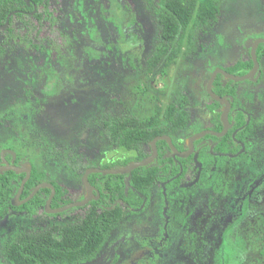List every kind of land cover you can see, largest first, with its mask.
Masks as SVG:
<instances>
[{"label":"flooded vegetation","instance_id":"obj_1","mask_svg":"<svg viewBox=\"0 0 264 264\" xmlns=\"http://www.w3.org/2000/svg\"><path fill=\"white\" fill-rule=\"evenodd\" d=\"M3 1L5 0L0 1V4ZM52 3L54 5L58 4L57 0H49L46 18L41 17L39 19L36 16L38 12L44 9L43 5L38 6L36 4L34 5V10L19 9V12L12 11L9 13L6 21L0 24L3 38L0 46L4 45V55L7 54L12 57L14 54L12 46L10 47L9 44H5V38L9 37V35L20 36L22 45H18L17 47H20L25 54H39L45 58V54L39 51L38 48L30 47L32 50L28 51L30 48L26 46V43L29 42L25 40L27 34H29V37H34L36 43L48 44L47 47L49 49H44L52 53L49 57L55 56L53 59L62 58L66 52L68 53L71 50V47L74 45L73 41L69 40L66 34L61 33V36L56 35L59 31V15H56L50 9ZM42 27H46V29L41 30ZM250 28L251 30L246 31L242 39V41L244 40L243 48L247 49V52L239 51V54H236L235 58L226 67L217 65L215 61L212 64L208 63L205 59L207 58L206 55V57H202L200 66L205 67L209 71L208 81L203 91L200 90V93L206 97L204 105L200 106L204 111V119L200 122L197 119V121L195 120L192 109L198 107V105L194 106L189 93L185 91L179 92L170 101L165 110L172 102L184 108L183 111L189 114V127L187 129L180 128L174 133V136L161 134L155 137L169 135L180 152H189V141L192 136L204 131H214L222 134L207 132L197 138L194 141L193 151L186 156L176 155L167 139H159L157 141L158 155L152 163L146 166L164 165L159 160L160 150L158 143L161 140H165L168 143V147L165 150L164 157L172 158L180 166V171L166 180L161 178L166 177L168 174L160 171L157 174V184L152 190L150 197L138 191L132 185V172L135 169L131 172L116 173L126 174L125 184L126 180L130 177V186L126 184L125 187L126 194L129 193L130 189H133L138 191L139 195L143 198L141 205L136 207L129 205L122 198L114 201L110 198L108 199L111 207L121 205L125 209L124 217L116 225L117 228L120 224H125L123 221L127 219L130 211L136 216H143L144 219H148V214L153 212L161 216V221L155 223L160 225V230L157 234L145 240V245H147L145 261L147 264H182L185 261L187 264H264V42H260L256 47L259 67L250 78L234 80L223 72H218L213 81L212 90L224 100L214 98L208 91L209 82L214 71L218 68L240 76L247 75L254 69L253 45L259 38H264V20H257L254 24H251ZM236 53L238 52L236 51ZM49 57L47 56L50 61L51 57ZM240 61H252V66L244 73L231 72L229 68ZM13 65H21L19 66L21 69H18V71L22 72L21 80L23 79V81H21L18 90H21L23 94L28 95L34 93V91L41 90V93L44 95H55L50 89H55L54 86L56 84L48 82L40 85L42 67L37 66L33 68V63L18 61L14 64L9 63L2 68L8 71ZM154 67L157 66L155 65ZM30 71H34L37 77H33ZM196 73L198 74L197 76L201 75L200 67L197 68ZM63 78H65L64 74L62 78H59L60 81H64L65 79ZM29 80H33V83H29ZM18 90L17 93L20 94L21 92ZM2 96L0 94V97ZM29 98L28 100L31 99ZM37 101L41 102L40 107L43 108V97L37 98ZM10 110L9 108L7 110L5 108L3 113L0 114V130L9 133L12 139V114ZM225 113L228 116L229 126H226ZM124 114L129 113H120L119 115ZM242 119L245 121L244 124H241ZM155 137L150 144L151 152L145 158L153 153L152 142ZM180 145L183 147L182 149ZM114 147L113 153L109 154L106 152L103 161L99 165H96L95 162L97 161H91L82 155H78L76 160L71 161L69 165L74 164L77 160H80L82 165H88L80 176L76 174L74 166H67L70 174L77 177L84 186L82 191L74 195L70 184L65 183L64 179L58 175L59 172L47 166V163H44V161L37 163L36 161L27 159L15 150L14 142L9 147L0 146V166H14L25 169H0V176L9 171H14L21 176L16 180H12L16 187L10 203L11 206L16 208L9 207L6 215L3 218L0 217V236L14 230L18 234L24 231L52 229L56 225H59L52 224L47 229L37 228L36 224L39 223L40 212H43L49 218L66 216L79 210H83L85 213L84 207L92 200L99 199L102 190L105 194L109 192L106 188L107 180H99L101 187L94 185L90 180V175L103 173L94 172L89 175V181L93 186V195L87 204L75 206L62 212H54L48 209L47 204L51 199L50 206L54 210L74 202L83 201L89 194V188L83 183V176L90 167L122 168L132 163L129 162L126 165L116 167H102L109 160L123 155L116 151L117 146L114 145ZM51 148L54 149L53 146ZM51 152H48L49 154L47 155L51 156ZM189 158L191 163L190 168L183 174L184 165L181 159ZM36 167L42 171L44 170L47 177L44 181L33 186L30 193L25 195L27 184L31 180L34 168ZM206 167H211V169L207 171ZM28 168L30 169V175L27 172ZM52 175L53 179L50 178ZM177 179H180V181L174 183ZM54 182L60 183L67 188L68 193L66 197L71 199L70 202L63 203L60 201V206H54V200L57 196V187ZM41 183L54 185L55 193L53 194L51 187H43L35 196L42 189L49 188L51 192L46 197L44 204L36 208H21L35 197L25 201ZM18 194L19 199L17 200L16 196ZM16 202L19 203L17 204ZM103 206L108 207L106 204H103ZM139 220L141 219L139 218ZM149 222L151 223V220ZM12 238L10 237L9 240L5 241V250ZM98 255L96 254L93 258L84 259L74 264L95 260ZM106 256L104 257L105 259ZM116 262H119V260L116 259ZM141 263L143 262L138 260L136 264Z\"/></svg>","mask_w":264,"mask_h":264},{"label":"rangeland","instance_id":"obj_2","mask_svg":"<svg viewBox=\"0 0 264 264\" xmlns=\"http://www.w3.org/2000/svg\"><path fill=\"white\" fill-rule=\"evenodd\" d=\"M57 3H52L50 9L59 15L56 35L66 34L73 41L68 53L58 59L50 56L49 61L10 45L13 56H0L3 95L0 114L5 108L11 109L13 136L11 139L9 133L0 130V146L9 147L14 142L15 150L27 159L44 161L70 184L74 195L84 186L68 171L71 161L82 155L99 165L105 153L112 154L115 148L101 126L102 118L124 112L147 116L156 111V105L164 111L177 93L185 91L194 106L198 105L192 109L195 120L202 121L204 111L200 106L206 97L200 90L203 91L209 78V71L200 66L202 57L206 55L208 63L215 61L226 67L239 51L247 52L242 39L251 30V24L264 20V0H221L219 20L193 31L174 63L164 61L154 67L148 59L154 58L161 45V29L157 24L159 16L148 1L57 0ZM1 33L0 30V43ZM18 61L33 63V68L42 67L40 85L53 82L55 89L50 90L55 95H44L41 90L25 95L18 90L23 81L22 72L18 71L21 65H13L8 71L2 68ZM199 67L201 75L197 76ZM30 72L37 77L34 71ZM63 74L65 80L60 81ZM41 96L43 108L37 101ZM50 151L51 156L47 155ZM83 214L79 210L49 218L40 212L36 227L64 225ZM159 221L161 216L156 212L144 219L130 211L125 224L110 231L97 252L98 257L79 264H136L138 260L147 264L145 240L158 233L160 225L155 223ZM14 235L16 230L0 236V264H11L4 244Z\"/></svg>","mask_w":264,"mask_h":264},{"label":"trees","instance_id":"obj_3","mask_svg":"<svg viewBox=\"0 0 264 264\" xmlns=\"http://www.w3.org/2000/svg\"><path fill=\"white\" fill-rule=\"evenodd\" d=\"M152 4L158 14L157 24L161 29V45L158 48L154 58L150 57L148 62L152 65L164 61L174 63L176 58L182 53L184 43L193 31L202 30L206 25L218 21L221 14V0H146ZM43 5V11L37 13V17L46 18L48 12L49 0H5L0 4V24L4 23L12 11L19 9L34 10V5ZM129 10V6H126ZM27 47L39 49L45 54V57L52 55L48 52L49 48L46 43H36L34 37H25ZM5 44L12 47L22 45L20 36L9 35L5 38ZM42 46V48H41ZM26 47V48H27ZM46 50H45V49ZM4 45L0 46V56L4 53ZM30 48L28 51H31ZM34 50V49H33ZM33 52V51H32ZM41 52V53H42ZM252 66V61H240L233 65L229 70L233 73H244ZM151 70V69H149ZM184 108L179 107L172 102L171 105L163 112L156 105V111L147 116L130 114L119 115L114 114L105 119L102 118V128L110 142L117 146L116 151L122 153L121 157H117L104 163L102 167H116L126 165L129 162L138 161L151 152L150 144L156 135L170 134L174 136L180 128L187 129L190 125L189 114L183 111ZM165 113V114H162ZM243 121L241 124H244ZM160 155L159 160L162 166H143L132 172L131 183L146 196H151L152 190L157 184V174L162 171L167 173L168 177L177 174L180 166L177 165L172 158L164 157L168 143L161 140L158 143ZM180 148L183 147L180 145ZM170 162H169V161ZM184 165V173L190 168V158L181 159ZM169 162V163H168ZM190 163V164H189ZM77 175H81L87 164H83L77 160L74 164ZM211 167H206L210 170ZM80 171V172H79ZM19 174L9 171L0 176V217H4L11 206V198L13 197L16 185L13 179L19 178ZM125 176L126 174H92L90 180L94 185H99V180H107L106 188L109 191L105 194L101 191L99 199L92 200L87 206L83 216L76 221L66 223L64 225H56L52 229L40 231H24L16 234L6 247L7 256L11 264H74L84 259L93 258L105 242L108 234L113 230L120 220L124 217L125 209L121 205L111 207L108 201L122 198L129 205L140 206L143 198L138 191L133 189L129 193L125 192ZM21 177V176H20ZM46 172L38 167L34 168L33 176L28 182L25 195L29 194L31 188L37 183L44 181ZM177 179L174 183H178ZM57 187V196L54 200V206H60L63 203L71 201L66 197L68 191L65 186L54 182ZM171 186V185H170ZM99 187H101L99 185ZM51 190L49 188L42 189L30 202L21 208H36L45 203L46 197ZM106 204L108 207H104Z\"/></svg>","mask_w":264,"mask_h":264},{"label":"water","instance_id":"obj_4","mask_svg":"<svg viewBox=\"0 0 264 264\" xmlns=\"http://www.w3.org/2000/svg\"><path fill=\"white\" fill-rule=\"evenodd\" d=\"M260 42H264V38H259L258 40H256L255 44L253 45V50H252V55H253V58H254V62H255V67L254 69L247 75H243V76H240V75H234V74H231L229 72H227L226 70L222 69V68H218L216 71H214L213 73V76L209 82V85H208V91L211 93V95L216 98V99H220V100H224L222 97H220L219 95H217L213 90H212V84H213V81L217 75L218 72H223L224 74H226L228 77L234 79V80H245L247 78H250L253 73L256 71V69L259 67V61H258V58H257V53H256V47L257 45L260 43ZM224 119H225V122H226V126H229V120H228V116H227V113L224 114ZM207 132H211V133H214V134H222V133H217V132H214V131H204V132H201V133H198L194 136H192L190 138V141H189V144H190V150L189 152H180L177 147L174 145L173 141H172V138L169 136V135H162V136H157L155 137V139L153 140L152 142V148H153V153L152 155H150L149 157L143 159V160H140V161H135V162H132L130 163L129 165L125 166V167H122V168H99V167H90L86 170L84 176H83V183L89 188V194L88 196L83 200V201H79V202H74V203H71V204H68L64 207H61V208H58V209H51V206H50V203H51V199L49 200L48 204H47V207L48 209L54 211V212H62L64 210H67L69 208H72V207H75V206H82V205H85L87 204L90 199H91V196L93 195V186L92 184L90 183L89 181V175L91 173H94V172H99V173H103V174H116V173H126V172H131L133 171L134 169L138 168V167H141V166H146V165H149L150 163L153 162V160L157 157L158 155V148H157V141L159 139H167L172 147V149L175 151V154L176 155H180V156H186L188 154H190L193 149H194V141L201 137L202 135L206 134ZM199 165H201L199 163ZM0 169L1 170H6V169H16V170H25V169H21V168H17V167H14V166H11V167H3V166H0ZM27 172L28 174L30 175V169L28 168L27 169ZM29 178V177H28ZM27 178V179H28ZM26 179V180H27ZM126 184L127 186H130V177L126 180ZM51 187L53 189V194L55 193V187L54 185L50 184V183H41L39 184L34 190L33 192L31 193V195L25 199V201H28L30 200L32 197L35 196V194L43 187ZM20 194V193H19ZM19 194L16 196V199L18 200L19 199ZM17 204L19 202H16Z\"/></svg>","mask_w":264,"mask_h":264}]
</instances>
